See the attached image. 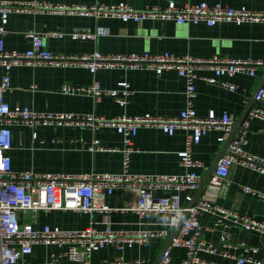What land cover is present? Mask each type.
<instances>
[{
	"label": "built area",
	"instance_id": "1",
	"mask_svg": "<svg viewBox=\"0 0 264 264\" xmlns=\"http://www.w3.org/2000/svg\"><path fill=\"white\" fill-rule=\"evenodd\" d=\"M12 12L36 13L55 12L95 18H116L123 22L142 20H170L178 24L204 23L213 26L221 21L262 22L264 9L252 10L245 6L231 7L219 2L208 4L205 1L176 5L170 2L165 7L150 6L136 9L124 1L116 3L53 4L38 0H0V264H31L28 257L36 248L48 250L45 260L40 264H93L94 253L105 248L122 252L142 245L151 240L166 241L172 230L185 214L169 246L161 249L155 264H170L172 250L183 248L184 256L180 264H222L202 258L201 253L221 254L234 257L228 251L218 249L202 236L206 228L199 216L206 213L213 217L211 229L219 230V241L225 249H241L248 256L235 257L234 264H261L255 257L258 247L244 242L230 241V227H239L264 235V221L253 216L239 213L232 207L219 204L207 192L194 194L202 181L195 170L202 163L193 157L192 148L211 130L221 132L219 141H226L235 120L227 113L216 115L210 111L206 116H199L194 107L196 81L227 87L234 91L236 85L229 81H220L219 77H233L238 73L255 75L258 66H264V59L231 58L212 55L195 58L190 55L163 53H122L104 54L93 51L81 55L56 54L44 46V36L62 38H94L89 33H64L52 31L38 33L25 32L31 47L24 50L5 48L4 36L6 23ZM16 65H50L57 67L82 66L90 73L100 68L150 69L160 75L164 70L174 69L185 80V107L174 116L141 114H120L103 117L93 113H55L37 111L26 106L11 107L4 100V94L10 86V71ZM200 70H210L212 76L199 75ZM61 90L66 93L87 92L98 103L105 96L111 97L120 106H125L132 94L126 81H119L113 88H103L94 81L88 87H75L68 84ZM264 97V78L257 87L254 99ZM264 121V109L253 106L242 120L237 132L229 141L225 151L217 160L206 184L223 189L229 166L237 162L245 167L264 174V157L248 153L244 145L252 119ZM55 124L83 126L92 130L104 127L113 128L123 138V147H104L96 142L92 148L122 154L120 172L90 173H34L15 171L12 168L8 151L12 147V125ZM142 127L158 128L163 133L173 135L177 129L186 131L184 149L179 154V164L185 169L182 173H132L129 171L130 156L134 151L133 137ZM244 192L264 199V193L244 185ZM120 190L128 196L127 205L112 207L105 203V198ZM162 192L163 194H158ZM181 193H186L182 202ZM74 211L84 214H106L98 228L90 224L84 228H63L58 225L44 224L35 227L34 221L39 212ZM111 212H131L139 218L148 215L167 217L161 222V228H114L108 215ZM147 260L136 258L135 264H144ZM122 254L103 257L98 264H129Z\"/></svg>",
	"mask_w": 264,
	"mask_h": 264
},
{
	"label": "crops",
	"instance_id": "2",
	"mask_svg": "<svg viewBox=\"0 0 264 264\" xmlns=\"http://www.w3.org/2000/svg\"><path fill=\"white\" fill-rule=\"evenodd\" d=\"M53 4L116 3L124 1L136 9L150 6L165 7L170 2L176 5L205 1L208 4L219 2L231 7L245 6L252 10L264 9V0H38ZM5 48L24 51L31 47L25 36L27 31L46 33L62 31L64 33L95 34L94 38H71L44 36V46L56 54L81 55L93 51L104 54L122 53H163L190 55L205 58L212 55L231 58L264 59V23L221 21L213 26L204 23L178 24L170 20H142L123 22L116 18H95L61 14L55 12L19 13L8 16ZM200 76H212L210 70H200ZM264 78V66H258L255 75L238 73L233 77L222 76L220 81L233 82L232 91L219 83L211 84L201 79L196 81L194 107L199 116L210 111L216 115L227 112L235 124L245 113L248 105L264 109V97L255 100L254 94ZM1 80V77H0ZM94 81L103 88H113L119 81H126L132 94L125 106H120L113 98L105 96L95 103L87 92L66 93L61 90L65 84L75 87H88ZM11 88L5 92L4 100L11 107L26 106L37 111L55 113H93L103 117L120 114L150 113L165 117L177 115L185 107V80L174 69L164 70L160 75L150 69L100 68L94 73L82 66L57 67L50 65H16L10 71ZM247 115V112H246ZM234 124V125H235ZM12 147L8 151L12 168L15 171L34 173H90L120 172L122 154L92 148L94 142L110 148L123 147L122 136L113 128L104 127L92 130L83 126L36 124L33 126L14 123L12 125ZM239 128V127H238ZM238 130V129H237ZM236 130V132H237ZM235 132V133H236ZM186 131L177 129L173 135L163 133L158 128L142 127L133 137L134 151L130 156L129 171L132 173L177 174L185 171L179 164V152L184 149ZM221 132L211 130L200 142L193 146L192 155L202 166L195 170L203 179L223 149L225 141H219ZM245 150L248 153L264 157V121L252 119L246 137ZM225 181L227 185L220 189L205 184L201 191L224 206L232 207L239 213L253 216L264 221V199L244 192V185L264 193V174L245 167L237 162L229 166ZM158 194H163L158 192ZM186 193H181L182 202ZM195 195V194H194ZM128 196L120 190L105 198L112 207L127 205ZM114 228H161L160 223L167 217L148 215L139 218L131 212H111L107 214ZM106 214H84L74 211L39 212L35 227L44 224L58 225L63 228H84L90 224L103 227ZM206 227L202 236L218 249L228 251L234 257L221 254L201 253V257L222 264H234L235 257L248 256L241 249L223 247L219 241V230L211 229L213 217L203 213L199 216ZM230 241L244 242L257 246L255 254L264 264V235L245 231L239 227H230ZM166 241L151 240L142 245L125 249L122 252L105 248L94 253L93 264L103 257L122 254L129 264L136 258L146 259L144 264H155L159 252ZM48 250L36 248L28 257L31 264H40L45 260ZM184 256L183 248L172 250L170 264H180ZM67 264V263H64ZM253 264V263H245Z\"/></svg>",
	"mask_w": 264,
	"mask_h": 264
},
{
	"label": "water",
	"instance_id": "3",
	"mask_svg": "<svg viewBox=\"0 0 264 264\" xmlns=\"http://www.w3.org/2000/svg\"><path fill=\"white\" fill-rule=\"evenodd\" d=\"M250 107H251V104L248 105V107H247L245 113L240 117V119H239V120L237 121V123L234 125V127H233L231 133L229 134V136L227 137V139H226V141H225V144H224V146H223L222 151H221L220 154L218 155L216 161L213 163V165L211 166V168H210V170L208 171V173L206 174V176L202 179V181H201V183H200V185H199V188H198L197 191L195 192V195H194L195 198H196L197 195L200 193V191H201V189L203 188V186L206 184V182H207V180H208V178H209V176H210L212 170L214 169V167H215V165H216V163H217V160L220 158V156H221V155L223 154V152L225 151V149H226V147H227L229 141L231 140V138H232L233 135L235 134L236 130H237L238 127L240 126L242 120L245 118V116H246V112H248V110L250 109ZM184 217H185V214L181 217L179 223H178V224L175 226V228L172 230L171 234L169 235L168 239L166 240V242H165V244H164V247H163L164 249L167 248V247L169 246V243H170L171 238H172V237L174 236V234L176 233V231H177L178 227L180 226L181 222L183 221ZM156 262H157V261H156Z\"/></svg>",
	"mask_w": 264,
	"mask_h": 264
}]
</instances>
